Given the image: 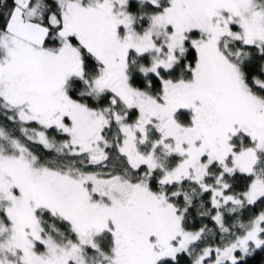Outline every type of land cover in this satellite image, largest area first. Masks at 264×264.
<instances>
[{
  "label": "snow or ice",
  "instance_id": "1",
  "mask_svg": "<svg viewBox=\"0 0 264 264\" xmlns=\"http://www.w3.org/2000/svg\"><path fill=\"white\" fill-rule=\"evenodd\" d=\"M261 253L264 0H0V264Z\"/></svg>",
  "mask_w": 264,
  "mask_h": 264
},
{
  "label": "trees",
  "instance_id": "2",
  "mask_svg": "<svg viewBox=\"0 0 264 264\" xmlns=\"http://www.w3.org/2000/svg\"><path fill=\"white\" fill-rule=\"evenodd\" d=\"M261 257H264V253H261L259 256H257L255 260L251 262V264H258V262L261 260Z\"/></svg>",
  "mask_w": 264,
  "mask_h": 264
}]
</instances>
